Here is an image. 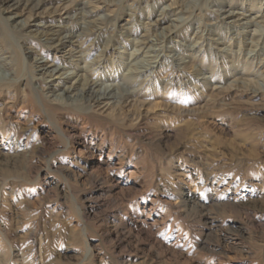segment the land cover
<instances>
[{
    "label": "rangeland",
    "instance_id": "374dc122",
    "mask_svg": "<svg viewBox=\"0 0 264 264\" xmlns=\"http://www.w3.org/2000/svg\"><path fill=\"white\" fill-rule=\"evenodd\" d=\"M38 1L30 33L0 9V264H264V35L219 19L264 0ZM90 82L132 93L72 103Z\"/></svg>",
    "mask_w": 264,
    "mask_h": 264
},
{
    "label": "bare ground",
    "instance_id": "6f19581e",
    "mask_svg": "<svg viewBox=\"0 0 264 264\" xmlns=\"http://www.w3.org/2000/svg\"><path fill=\"white\" fill-rule=\"evenodd\" d=\"M33 0H0V9L2 12L9 14V16L6 18V21L10 23L11 26L14 28H17L20 31L30 33V16L38 17L36 10H38L41 6V2H32ZM62 1L61 5L68 4L60 8L62 12H64V15L67 16L68 12L70 10L69 4L72 3L71 0H60ZM97 2H101L103 4V7L101 9H104L105 6H110L112 1L109 0H96ZM200 0H174L172 4H169L164 8V10H171L174 6L178 5L177 7H180V12H187L190 9H193L194 4H197V2ZM44 4V3H43ZM51 4V3H50ZM91 4V3H89ZM88 3H78L76 6H87ZM174 11V10H173ZM56 13V11H55ZM27 14V17L24 20H20V18L24 15ZM185 14V13H184ZM57 15V13H56ZM219 19L227 24V25H233V24H238L240 27H243L242 32L244 35H250L251 39H257L260 40V38L264 35V13L261 15H249L246 13H240L238 11H234L231 9L221 11L219 13ZM32 21V20H31ZM174 22H179L180 19L173 20ZM34 22V21H33ZM33 24V27H43L45 30L44 34L46 36L47 41H57V45L61 46L63 44H70L69 46H74V45H80L83 41V39L87 36V31L89 29L88 25H83L81 30L78 33H63V30H66L64 28H61L60 26H40L39 23H31ZM239 27V28H240ZM57 28V29H56ZM56 29V30H54ZM28 30V31H27ZM157 41H160L157 40ZM148 43H143L142 45H148L149 40L147 41ZM153 43L147 48V52L152 53L154 52L155 48L153 49ZM55 45V47H57ZM67 54H73L75 53H80V52H74L70 50H65ZM74 52V53H72ZM65 54V53H64ZM3 59H0V81H5V80H12L11 78V73H7V70L4 69L2 66ZM143 63V62H142ZM40 68V67H38ZM42 69L40 70L42 73L41 75H46L48 78H53L54 75L58 72L60 68H55L53 70L48 71V69ZM49 68V67H48ZM145 69V67H140ZM59 73V72H58ZM72 74H68L67 76H71ZM60 78V77H58ZM67 78V77H66ZM56 79V78H55ZM43 81V87H38L40 88L39 91L45 92L48 91L50 88L48 87L49 82H45L44 79L41 80ZM98 88V89H97ZM262 88V87H261ZM259 92V90L255 91V93ZM131 91H128L123 84H97L95 83H89L85 84L82 89L76 94L74 98H72L70 101L72 103L76 102H85L91 109L93 108H100L106 107L109 105H114V107H119L125 99L127 95H131ZM38 94V93H37ZM64 93L59 94L58 96H55V100L63 101ZM69 99V98H68ZM112 107V106H111Z\"/></svg>",
    "mask_w": 264,
    "mask_h": 264
}]
</instances>
